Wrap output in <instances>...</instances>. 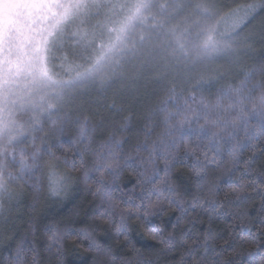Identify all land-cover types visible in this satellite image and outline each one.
I'll return each mask as SVG.
<instances>
[{
	"label": "clouds",
	"instance_id": "9594fccd",
	"mask_svg": "<svg viewBox=\"0 0 264 264\" xmlns=\"http://www.w3.org/2000/svg\"><path fill=\"white\" fill-rule=\"evenodd\" d=\"M0 30V264H264V0H34Z\"/></svg>",
	"mask_w": 264,
	"mask_h": 264
},
{
	"label": "rangeland",
	"instance_id": "374dc122",
	"mask_svg": "<svg viewBox=\"0 0 264 264\" xmlns=\"http://www.w3.org/2000/svg\"><path fill=\"white\" fill-rule=\"evenodd\" d=\"M34 0H0V30L13 24L22 15L31 14Z\"/></svg>",
	"mask_w": 264,
	"mask_h": 264
}]
</instances>
